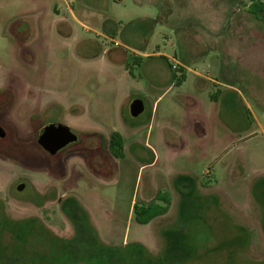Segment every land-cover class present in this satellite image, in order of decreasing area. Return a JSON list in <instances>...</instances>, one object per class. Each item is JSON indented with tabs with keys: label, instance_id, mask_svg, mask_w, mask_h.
Returning <instances> with one entry per match:
<instances>
[{
	"label": "rangeland",
	"instance_id": "obj_1",
	"mask_svg": "<svg viewBox=\"0 0 264 264\" xmlns=\"http://www.w3.org/2000/svg\"><path fill=\"white\" fill-rule=\"evenodd\" d=\"M251 1L0 0V264H37L64 240L96 250L63 264L139 244L165 264H264V12ZM57 121L79 139L50 154L36 132ZM157 192L167 211L137 222L133 204ZM169 231L193 252H170Z\"/></svg>",
	"mask_w": 264,
	"mask_h": 264
},
{
	"label": "trees",
	"instance_id": "obj_2",
	"mask_svg": "<svg viewBox=\"0 0 264 264\" xmlns=\"http://www.w3.org/2000/svg\"><path fill=\"white\" fill-rule=\"evenodd\" d=\"M249 9L252 10L257 16L261 17V13L264 12V3L260 0H252L251 4L249 5ZM164 57V56H163ZM166 59V57H164ZM171 66L170 62L168 63V66ZM171 69V67H170ZM172 70V69H171ZM172 76L175 77L176 81L178 82L183 75L180 76H175L172 72ZM246 113H249L248 110L246 109ZM107 147L110 153L113 155V157H122L124 155V138L122 134L118 131H111L108 135L107 139ZM255 187H260L264 191V179H257L253 183V188ZM262 209L264 213V202L262 203V198L257 196ZM156 200H150V201H141V202H135L133 204L134 207V212H135V219L139 223H147L149 222L152 218H154L157 215L163 214L167 211L169 204H170V197L169 195H166L165 193H156ZM160 201V202H159ZM65 203V202H64ZM77 202L75 200L69 201V203H65L68 206H70L73 209V213L76 216H79L78 218L81 220V226L85 231V235L87 237H91L86 229V226H88L87 222V216L84 211L81 210L80 206L76 204ZM264 221V217H263ZM7 219L1 218L0 219V227L1 226H9L7 223ZM19 225V223L12 222L11 227L15 228ZM2 229V227H1ZM23 229H25V225H23ZM169 237L173 238L175 234L172 232H168ZM184 234H178V236H175V238L170 239V245L172 248H170V252H181L182 250L180 248H177L175 243L181 241L179 243V246H187V249L185 252L187 253H192L193 251H190L189 247L192 249V246L188 242H184L182 238H184ZM93 238V237H91ZM180 238V239H179ZM94 239V238H93ZM96 241L94 240L93 243H87L85 249L83 252H71L69 248L67 247L68 244L67 242H62L59 243L58 241H54V252L51 254H41V253H36L32 252L31 257L29 258L30 262L37 263V264H63L66 261H73L71 259H79L80 256H88L89 254H93V252L96 250L95 249ZM108 246V245H107ZM168 246V245H167ZM185 246V247H186ZM137 250L132 251L130 255H125L123 252H117V251H110L106 250L105 252L102 250L97 251V255L99 257V263L100 264H126L128 260L130 262L132 259L134 260V264H139L142 260L143 261H149L154 262V264H165L166 262V257L163 255L161 257H152V256H146L145 249L141 246V244L137 245ZM0 251H1V246H0ZM19 252V250H17ZM74 253V256L72 254Z\"/></svg>",
	"mask_w": 264,
	"mask_h": 264
},
{
	"label": "water",
	"instance_id": "obj_3",
	"mask_svg": "<svg viewBox=\"0 0 264 264\" xmlns=\"http://www.w3.org/2000/svg\"><path fill=\"white\" fill-rule=\"evenodd\" d=\"M143 109V101L140 98H134L129 104V111L132 116L137 115ZM5 129L0 125V137L5 136ZM36 139L50 154H54L58 149L64 147L67 143L77 139V134L68 124L62 122H48L43 125L36 134ZM24 186L23 182L16 185L18 189Z\"/></svg>",
	"mask_w": 264,
	"mask_h": 264
},
{
	"label": "crops",
	"instance_id": "obj_4",
	"mask_svg": "<svg viewBox=\"0 0 264 264\" xmlns=\"http://www.w3.org/2000/svg\"><path fill=\"white\" fill-rule=\"evenodd\" d=\"M231 10L232 11H237L236 10V8H234V7H231ZM196 29V28H195ZM211 33H212V31H210ZM205 34H206V32H205ZM262 36V37H261ZM203 34L202 33H199V31L198 30H195V40L197 41V40H200V41H203ZM264 37V34H260V33H258V38L259 39H261V38H263ZM138 53V52H137ZM158 53V52H157ZM145 54V53H144ZM159 54V53H158ZM220 82V81H219ZM217 80L215 81V83H219Z\"/></svg>",
	"mask_w": 264,
	"mask_h": 264
},
{
	"label": "flooded vegetation",
	"instance_id": "obj_5",
	"mask_svg": "<svg viewBox=\"0 0 264 264\" xmlns=\"http://www.w3.org/2000/svg\"><path fill=\"white\" fill-rule=\"evenodd\" d=\"M57 122H59V121H57ZM48 123V122H47ZM45 125V124H44ZM42 127V126H41ZM40 127V128H41ZM39 128V129H40ZM71 128V127H70ZM72 129V128H71ZM73 130V129H72ZM74 132H75V130H73ZM76 134H77V132H75ZM36 134H37V132H36ZM79 138H78V134H77V139L75 140V141H73V142H70V143H67L64 147H62V148H60V149H58L54 154H56L57 152H59V151H61L62 149H64V148H66L67 146H69L70 144H72V143H75V142H77V140H78ZM41 146V145H40ZM42 147V146H41ZM43 148V147H42ZM44 149V148H43ZM45 150V149H44ZM48 152V151H47ZM49 153V152H48Z\"/></svg>",
	"mask_w": 264,
	"mask_h": 264
},
{
	"label": "built area",
	"instance_id": "obj_6",
	"mask_svg": "<svg viewBox=\"0 0 264 264\" xmlns=\"http://www.w3.org/2000/svg\"><path fill=\"white\" fill-rule=\"evenodd\" d=\"M174 66V65H173Z\"/></svg>",
	"mask_w": 264,
	"mask_h": 264
}]
</instances>
